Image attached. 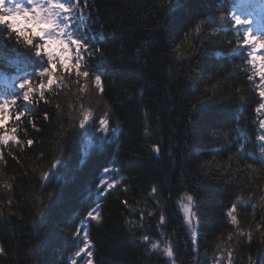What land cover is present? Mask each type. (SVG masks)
<instances>
[{"label":"trees","instance_id":"obj_1","mask_svg":"<svg viewBox=\"0 0 264 264\" xmlns=\"http://www.w3.org/2000/svg\"><path fill=\"white\" fill-rule=\"evenodd\" d=\"M238 2L80 0L93 47L103 53L92 64L102 73L104 93L91 89L78 100L73 77L66 88L45 94L48 103L9 122V128L19 124L17 135L25 145L23 151L11 148L16 160L5 148L0 163V246L5 250L0 264H69L78 239L73 233L95 206L99 177L113 156L127 191L118 185L105 196L101 223L88 226L94 264H168L139 240L143 234L161 239L160 231L173 245L176 264H213L221 254V264H227L228 251L233 264H249V256L264 264V236L253 222L264 214L259 207L264 164L256 162L262 117L254 113L259 102L255 84L241 71L247 65L234 51L239 33L231 16ZM201 20L205 23L197 34ZM177 45L185 53L181 59L176 58ZM24 52L0 41V90L17 92L20 80L34 71L20 55ZM80 103L94 115L110 110L111 126L120 128L116 137L101 141L94 129L83 134L73 127ZM145 120L150 136L144 132ZM27 139L34 141L32 146ZM239 144L245 146L243 153ZM153 145L160 147L159 155ZM56 158L62 161L57 176L45 182L41 175ZM152 186L158 189L154 197L148 195ZM184 192L196 200V245L177 205ZM240 194L252 195L257 205L237 209L240 227L252 232L251 241L236 236L225 215ZM123 200L137 212H130ZM141 209H146L143 221ZM161 210L167 223L158 228ZM148 211L155 215L147 216ZM229 232L233 241L227 239Z\"/></svg>","mask_w":264,"mask_h":264},{"label":"snow or ice","instance_id":"obj_2","mask_svg":"<svg viewBox=\"0 0 264 264\" xmlns=\"http://www.w3.org/2000/svg\"><path fill=\"white\" fill-rule=\"evenodd\" d=\"M87 0H85V3ZM172 9L170 8L169 11ZM79 13V15H77ZM223 19V17H221ZM233 28L239 33L238 46L234 50L240 54L247 65L241 69L247 72V80L255 84L253 91L258 96L259 102L254 108L257 117H264V35L254 34L249 27L252 23L249 19H241L237 15L231 16ZM205 22L200 21L195 26V33L201 32V25ZM91 29L85 24V14L80 6V0H0V41L11 42L14 46L25 50L20 54L23 56L26 66L34 68L33 72L26 73L17 84L18 91L9 93L7 97H0V163L5 162L4 149L7 148L8 156L16 160L17 157L11 151L12 147H19L23 151L25 141L18 138L17 126L9 128V122H19L25 116L26 111H34V105L40 102L48 103L45 99L46 93H54L57 89L66 88V81L74 77L71 81L76 85L77 99L79 100L86 94H90L91 89L97 93H104V83L102 73L98 72L92 64L97 55H103L98 47H93L94 37H91ZM101 39L103 37L101 36ZM177 45L176 58L181 59L185 53L179 51ZM219 55V53L217 54ZM258 81V82H257ZM22 101V107L19 102ZM75 107V106H73ZM44 119L48 120V113H44ZM73 127H78L83 134H89L95 130L99 133L101 141H110L119 133L117 125L112 127L110 124V110L104 111L100 115H94V110L79 104L78 114L72 122ZM35 128V124L33 123ZM258 134L256 140L259 143V157L257 163L264 164V118H259L257 123ZM144 132L150 136L151 132L145 120ZM245 139L248 137L245 135ZM34 141L27 139V146H32ZM153 151L159 155L160 147L152 146ZM238 149L243 153L245 146L238 145ZM116 157L113 156L109 167L103 169V174L99 177V185L95 192L94 207L79 220L76 231L73 233L76 239V250L71 257L69 264H77L78 258L83 260V264H94L92 241L90 240L89 224L95 221L99 225L103 219L101 216V200L108 194H114L124 177L117 166ZM62 165L60 158H56L41 175V179L47 182L50 178L56 177V169ZM250 167V166H249ZM255 171V169H253ZM111 176V179L107 177ZM3 187L11 189L12 185L5 182ZM124 191L127 188L120 185ZM157 187L152 186L148 195L154 197L157 194ZM253 196L236 195L226 211L228 221L236 229V236L243 237L248 241L252 240V232H245L240 227L237 209L249 205L255 209L256 204L252 203ZM122 203L130 212H137V208L132 207L127 200ZM159 203V201H157ZM11 206L12 201H8ZM178 209L182 213L183 222L191 233V242L197 244L199 220L196 211L195 197L189 193L181 194L177 201ZM139 207V206H137ZM259 207L264 208V195L260 196ZM146 209L140 210V219L143 221ZM155 215L148 211L147 216ZM135 224V221H128ZM158 228L167 223V218L161 210L158 216ZM255 230L264 236V214L259 221H253ZM143 228V224L138 225ZM164 231L159 232L161 239H153L151 234L139 236V240L147 247L150 253H158L166 259L168 264H176V253L172 243L164 240ZM228 241H233L234 235L228 233ZM224 242L221 241V244ZM221 245H217L219 248ZM5 252L0 246V255ZM223 254L218 255L213 264H221L224 260ZM249 264H256L251 256L248 258ZM227 264H233V254L227 252Z\"/></svg>","mask_w":264,"mask_h":264},{"label":"rangeland","instance_id":"obj_3","mask_svg":"<svg viewBox=\"0 0 264 264\" xmlns=\"http://www.w3.org/2000/svg\"><path fill=\"white\" fill-rule=\"evenodd\" d=\"M263 8L259 6L256 2H250L246 6H241L238 10V15L241 19H249L252 21L249 26L254 34L264 35V21H260Z\"/></svg>","mask_w":264,"mask_h":264}]
</instances>
